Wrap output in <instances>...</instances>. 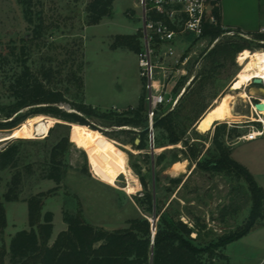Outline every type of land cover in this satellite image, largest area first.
Here are the masks:
<instances>
[{
    "label": "rangeland",
    "instance_id": "rangeland-1",
    "mask_svg": "<svg viewBox=\"0 0 264 264\" xmlns=\"http://www.w3.org/2000/svg\"><path fill=\"white\" fill-rule=\"evenodd\" d=\"M89 2L90 0H33L31 11L33 23L29 24L24 19L23 6L19 0H0V107L12 101L7 86L22 69L28 68L39 78L42 71L51 70L50 82L46 84V81H43V84L62 91L66 99L65 103L57 104V108L77 114L85 121L83 125L99 130L123 146L134 149L128 142L131 138L138 139L139 134L120 133V130H131V127L112 126L107 119L88 117L71 107L73 103L83 102L102 113L112 111L115 116L123 117L125 111L136 108L141 95H145L143 82L138 76V54L125 48H113L116 36L135 35L139 32L140 9L136 0H115L111 15L93 26L87 23L85 9ZM219 2L229 23L242 25L264 23V0H219ZM232 29L239 30L236 26ZM259 33L264 35V29L259 30ZM233 34H226L220 39L233 38ZM239 38L249 43V51L264 50L262 47L264 41H258L247 35H240ZM217 41L210 42L209 38H203L197 42L190 40L178 43L177 48L180 53L187 50L186 54L191 55L186 68L185 82L190 77L197 76L189 86V91L195 90L199 83L198 74L206 64L205 55ZM239 54L237 53L234 58L235 63H228L221 74L216 76L215 86H207L205 91L207 103H212L208 97L210 93L216 92L220 95L229 91V85L240 69L237 62ZM263 89V85L248 86V92L252 93L251 103L255 104L264 97V93L261 92ZM188 95L185 93L182 100H186ZM251 103L237 99L234 104L235 113L249 116ZM35 107L38 106L22 109L19 112L20 116L28 114L25 120L36 115L50 116L30 113ZM6 121L10 119L5 120L0 116V123ZM257 121L259 123L249 119H239L235 122L227 120L217 122L214 127L218 124H226L227 132L236 128L237 132L245 134L253 127L255 129L262 127L260 122H264L263 118ZM64 125L68 127L57 128L55 125L53 134L48 138L7 140L0 143L1 152L12 144L24 141L19 150L18 166L0 172V202L5 208L7 219L3 242L7 248L17 232L29 229L26 200L39 193L45 194L42 213L48 211L53 214V239L66 229L63 221L64 211L71 213L80 211L85 222L107 230L125 228L128 220L139 217L140 211L134 203V197L141 196L143 192L139 177L132 169V165L139 167L142 175L146 176L153 186L154 179L157 178L159 183L155 193L161 205H167L176 197L179 204H173L175 209H179L182 215L189 213L192 217L204 220L207 230H213L216 236H224L240 230L249 220L252 202L248 186L243 180L230 173H207L195 169V164L203 157L205 151L208 148L213 150L211 145L213 129L201 134L194 125L193 130L186 133L188 144L202 150L198 158L193 161L187 154L181 153L185 152L181 151L185 150L181 143L169 145L170 148L165 146V149L158 152L156 147L152 150L149 146L147 130L148 148L136 149V152L126 151L127 177L120 176L115 188L104 185L93 177L85 153L74 146L70 127L68 124ZM145 128L132 130L143 132ZM12 129H0V135L7 134ZM66 132L69 133L70 145L62 160L68 169L61 185L56 191H51L56 187L55 183L41 180L40 171L51 147ZM153 133L155 138L158 132L154 128ZM236 140L234 133L228 138L224 137L225 146L231 150ZM171 152L177 153L179 161H188L185 172L177 176H173L169 171ZM246 152L245 145H240L231 150V155L234 159H238ZM163 153L167 155L165 160L161 165L156 166L157 157ZM17 173L21 180L18 201L7 202L4 194ZM188 176L186 186L177 195L175 193L170 195L166 191L169 178L179 177L185 181ZM127 186L134 188L133 192L128 193L125 190ZM183 220L192 224V221L186 218ZM257 225L256 228H260L258 231L248 232L255 233L246 234L225 246L224 254L228 257L226 264H257L258 259L264 257V235L256 234L262 232L264 223L261 224L259 221L254 227ZM205 232L207 231L201 233L204 242L208 241ZM5 264H8V257L5 259Z\"/></svg>",
    "mask_w": 264,
    "mask_h": 264
},
{
    "label": "trees",
    "instance_id": "trees-1",
    "mask_svg": "<svg viewBox=\"0 0 264 264\" xmlns=\"http://www.w3.org/2000/svg\"><path fill=\"white\" fill-rule=\"evenodd\" d=\"M23 6V16L27 23L32 24L33 0H19ZM115 0H90L86 6L87 23L90 26L97 25L105 17L111 15L112 6ZM218 4L219 0H214ZM214 15L217 19L216 25L205 27L202 39L209 38L210 42L218 40L213 48L205 55L206 64L199 72V83L195 90L189 86L197 78L194 76L190 85L180 97L176 107L162 118L154 122V130L157 135L154 138L156 148L169 145L183 144L185 153L193 161L198 158L201 148L189 145L185 136L188 131L193 130L197 120L204 114L211 103L206 102L205 91L207 86H215L216 76L227 67L228 63H235L237 53L249 49V43L241 40L242 32L234 31L231 28H224L221 25V14L219 6L215 8ZM35 29V33H37ZM234 32L233 38H224L226 33ZM258 41H264V35L258 32L247 35ZM184 39L197 42L191 36L184 35ZM264 48V46H262ZM113 48H125L134 53L140 52V33L135 35H118L115 37ZM40 78L32 74L28 68L14 78L7 86V92L12 101L0 107V116L4 117L5 123H0V129H12L18 126L26 115L19 112L24 108L35 107L30 113L46 114L63 120L67 123L85 124L77 114L64 112L57 108L59 103H65L64 93L60 90L51 89L46 84L50 82L51 70L42 71ZM182 77L174 91H179L185 83ZM80 80V79H79ZM216 81V82H215ZM81 82V80H80ZM192 90V91H191ZM190 92V93H189ZM188 98L182 100L184 94ZM219 93L213 92L208 95L210 100L217 98ZM145 95H141L136 108H129L125 116H115L114 112L102 113L100 110L88 106L83 102L73 103L71 107L88 116L99 117L110 121V125L116 127H131L132 129L147 127L145 113ZM29 113V114H30ZM14 116V117H13ZM57 128H66L64 124H56ZM195 128V126H194ZM55 128L49 131L46 138L50 137ZM120 130L123 134H139V144L135 145V138H131L134 149L146 150L147 131L137 132L135 130ZM233 130L226 131V124H218L213 128L211 145L213 150L208 148L202 158L195 164V169H201L207 173H230L236 178L243 180L250 193L252 208L249 220L240 230L230 232L224 236H216L213 230H207L204 220L192 217L173 207L179 200L174 197L167 205H161L156 195L158 180L154 179L153 185L136 165L132 169L139 177L143 188L142 195L134 197V203L140 211L139 217L126 222L125 228L107 230L92 224H88L82 218L81 212H63V221L66 229L61 231L50 244L53 235V214L42 213L44 193H39L26 200L28 212V230L17 232L10 240L8 248L3 242L4 232L7 226L6 212L0 202V264H5L8 257V264H226L228 259L223 251L226 245L245 236L248 232L264 219V193L256 183L251 173L240 163L232 159L231 150L225 146L224 137L232 136L239 138L240 134ZM99 131V130H98ZM232 131V132H230ZM12 144L0 152V172L7 168H16L19 163L21 143ZM69 133H64L51 147L49 156L42 165L40 171L41 180L53 181L56 185L54 190L63 182L68 166L63 162L62 157L69 147ZM166 153L159 155L155 165L159 166L166 158ZM179 161L177 153L171 152L170 166ZM87 173V170H86ZM182 178H169L166 191L171 194H178L186 186L187 180ZM21 184L19 173L15 174L8 186L4 199L7 202L18 201V191ZM50 191V192H51ZM156 219L155 234L152 235L150 218ZM183 218L192 221V224L185 222ZM191 223V222H190ZM205 232L208 241H203L202 232ZM195 234V236H193Z\"/></svg>",
    "mask_w": 264,
    "mask_h": 264
},
{
    "label": "built area",
    "instance_id": "built-area-1",
    "mask_svg": "<svg viewBox=\"0 0 264 264\" xmlns=\"http://www.w3.org/2000/svg\"><path fill=\"white\" fill-rule=\"evenodd\" d=\"M136 2L140 9L141 21L140 52L137 57L138 76L145 90L149 146L154 150L155 120L164 117L176 107L185 87H188L194 78L192 76L187 79L181 90L174 93L179 80L187 75L186 68L191 57L186 54L187 50L179 52L178 42L184 35L191 36L197 41L202 39L205 27L217 24L214 10L219 5L214 0H136ZM226 34L230 35L233 32ZM249 85L252 86L253 82ZM260 118L256 114L254 121L259 123L257 119ZM260 123L261 128L253 127L237 140L264 139V122Z\"/></svg>",
    "mask_w": 264,
    "mask_h": 264
},
{
    "label": "bare ground",
    "instance_id": "bare-ground-1",
    "mask_svg": "<svg viewBox=\"0 0 264 264\" xmlns=\"http://www.w3.org/2000/svg\"><path fill=\"white\" fill-rule=\"evenodd\" d=\"M237 62L240 69L235 74L234 79L232 78L233 81L229 85V91L218 95L197 120L195 128L201 134L213 129L217 122L227 120L235 122L239 119L253 121L256 114L264 119V108L260 111L255 108V104L251 103L250 95L252 93L247 90L250 82L254 79H260L264 84V50L249 51L245 49L240 52ZM261 92L264 93V89ZM237 99L251 103V116L235 113L234 104ZM259 102L264 105V97L260 98ZM58 123L69 125L74 146L85 153L93 177L104 185L117 188L118 178L120 176L127 177L126 163L128 159L126 151L136 152V149L123 146L86 125L67 123L55 117L36 115L26 119L9 133L0 135V143L7 140L44 139ZM170 147L168 146V148ZM163 149L165 147L158 148L156 151ZM187 164V160L177 161L169 167V171L173 176H177L185 172ZM133 189L131 186L125 188L128 193L133 192Z\"/></svg>",
    "mask_w": 264,
    "mask_h": 264
},
{
    "label": "crops",
    "instance_id": "crops-1",
    "mask_svg": "<svg viewBox=\"0 0 264 264\" xmlns=\"http://www.w3.org/2000/svg\"><path fill=\"white\" fill-rule=\"evenodd\" d=\"M258 1H260V0H258ZM218 5L220 8V14H221V25L224 28H231L232 29L236 26L237 28H239L240 32H242L245 35H250V33H248V32H252V33L258 32L259 33V30L264 29V23L263 24L259 23L258 25L255 23L253 25L252 24L251 25H249V24L242 25L239 23H234V24L229 23L226 15L222 9L221 3L218 2ZM186 41H189V40L184 39L182 37L178 43H185ZM240 145H245V147L247 148L246 154L243 156H239L238 159H234L232 155H231V157H232V159H234L235 161L240 163L242 166H244L251 173L254 180L262 188L263 193H264V139H256L253 141H244L242 139H238L232 144L231 150H233L234 147L240 146ZM262 223H264V219L261 221V224ZM256 227H258V225L255 226L254 228H252L251 230L252 231H254V230L258 231L260 229V228H256ZM262 229L264 230V228H262ZM263 230H262V232H257L256 234H258V235L261 234L263 236L264 235ZM252 231H251V233H248V234L255 233ZM54 239H53V237L51 238L50 244L54 241ZM223 253H224V251H223ZM227 259H228V257H227ZM256 263L257 264H264V257H262L261 259L259 258Z\"/></svg>",
    "mask_w": 264,
    "mask_h": 264
},
{
    "label": "water",
    "instance_id": "water-1",
    "mask_svg": "<svg viewBox=\"0 0 264 264\" xmlns=\"http://www.w3.org/2000/svg\"><path fill=\"white\" fill-rule=\"evenodd\" d=\"M252 82H253V84L263 85V82H262V80H260V79H254ZM186 88H187V86L185 87L184 91L186 90ZM255 108H256L258 111H260L261 109L264 108V105H263L262 103H260V102H256V103H255ZM147 130H148V127H146V128L144 129V131H147ZM134 143H135V145H138V144H139V140L136 139ZM154 192H155V191H154V186H153V195L155 194ZM149 221L151 222V225H152V235L154 236V234H155V230H156V228H155L156 219H155L154 217H152L151 219H149Z\"/></svg>",
    "mask_w": 264,
    "mask_h": 264
}]
</instances>
